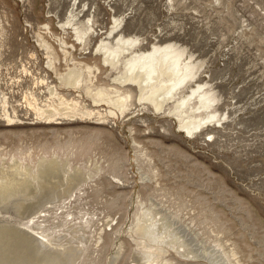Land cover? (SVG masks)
<instances>
[{"label": "rangeland", "instance_id": "obj_1", "mask_svg": "<svg viewBox=\"0 0 264 264\" xmlns=\"http://www.w3.org/2000/svg\"><path fill=\"white\" fill-rule=\"evenodd\" d=\"M70 12L76 15L71 24L65 23ZM90 23L95 32L85 42L78 40L73 27L89 32ZM120 35L137 37L135 50L172 43L183 50V57L191 56L194 77L185 81L180 95L204 83L215 96L210 108L220 120L190 135L176 116L139 101L134 84L128 108L117 116L105 113V102L96 104L82 89L60 84L40 42L48 41L62 59L64 40L70 56L92 64L99 63L94 51L100 40L114 44ZM64 67L63 61L58 63V72ZM95 74L94 86L114 84V71L100 69ZM47 84H56L66 99L77 98L82 109L90 108L94 114L87 119L59 118L51 124L40 120L24 95L33 94L39 104L45 103ZM0 88L24 121L9 126L0 119V160L21 157V163L34 164L42 152L56 154L59 157L51 159H64L79 175L71 187L66 182L69 189L59 188L60 196L44 199L38 211H56L69 193L74 196L75 188L86 190L81 200L75 191L79 217L85 211L96 213L99 224L108 217L120 218L117 233L106 230L99 257L91 256L90 239L73 264H133L136 243L127 234L130 221L157 209L177 212L182 221L192 219L191 234L211 247L220 243L214 251L225 262L264 264V0H0ZM98 112L105 118L96 119ZM87 169L96 173L94 185L82 184L80 175ZM11 209L16 222L27 220L23 212ZM79 221L51 230L80 237L83 228L68 232ZM173 223L177 228L176 219ZM169 251L165 257L172 264H214Z\"/></svg>", "mask_w": 264, "mask_h": 264}, {"label": "bare ground", "instance_id": "obj_2", "mask_svg": "<svg viewBox=\"0 0 264 264\" xmlns=\"http://www.w3.org/2000/svg\"><path fill=\"white\" fill-rule=\"evenodd\" d=\"M75 15V13L70 12L65 23L71 24ZM92 24L90 23L87 27L90 33L79 26L73 27L78 40L85 42L89 35L95 32ZM138 40L137 37L120 35L112 44L101 39L94 51V55H98L100 58L99 63L94 62L92 64L75 60L74 56H70L69 51L65 49L66 42L64 40H60L62 59H60L61 56L56 55L54 49V51L52 50V45L48 41L41 39L40 42L46 49L48 65L56 73L60 84H64L65 87L82 89L91 95L96 104L105 102L108 106L105 113L114 116H117V112L123 113L130 105L133 96L131 84H134L139 101L148 102L155 109L173 114L178 119L180 128H183L190 135L194 134L204 124L220 120L215 108H210V102L215 100V96L210 89L204 87V83H198L195 88L192 87L189 92L180 95L185 86L183 85L185 81H190L194 77V64L190 59L191 56L187 59L183 57V50L172 43L152 45V49L148 51L135 50L132 48V44ZM61 61L66 65L63 68L65 71L58 72L57 64ZM82 66H85L86 72ZM100 69L108 72L114 71V84L111 87L107 84L93 85V78L97 76L95 72ZM39 81L43 83L45 79L41 78ZM47 87L48 97L45 103L39 104L37 97L32 93V97L26 93L24 95V101L33 108L36 117L40 120L51 124L54 121L55 123L60 122L59 118L67 120L87 119L94 114L90 108L82 109L77 98L66 99L64 94L57 89L56 84H47ZM192 97H195L196 100L192 101ZM10 103L7 92L0 88V119L7 121L6 125L9 126L23 123L24 121L17 116L14 103ZM10 105L12 106L11 110ZM98 115L96 119L105 118L100 112ZM41 154L38 157V159L41 157L39 163L37 161L34 164L31 162L21 163V157L11 159L9 162L0 160V209L3 210L2 208L6 207L3 210L6 214L2 211L3 213L0 215V264H67V262L73 264L75 259L82 254L85 243L89 242L90 244V239L93 241V246H91V253H89L96 259L105 247L104 234L106 230L114 229L117 233L118 230L115 229L118 227L116 224L120 218L108 217L99 224L100 217L96 213L85 211L79 217L80 210L73 201L78 197V200L84 199L86 195L83 196V194H86L84 193L86 190L82 189L83 192L80 189L78 192L75 188L74 190L78 192L79 196L75 194V191L74 196L71 193L67 194L68 196L65 194L67 197L63 194L61 196L66 197V201L63 202L67 205L63 206V203L59 209H56L58 205L54 212H49L50 209L48 210V208H43L44 212L38 211V206L42 207L41 204L44 203V199L58 194L59 188L64 186L66 182L70 184L68 187H71L78 178L76 176L78 172L72 173L70 160H66L70 163L66 165L63 158L64 162L62 160L60 162L58 159H51L52 155L48 156L45 152ZM55 155L53 154V156ZM100 165L102 168L101 163ZM77 169L78 167L75 166L74 170ZM95 175L96 173H90L89 169L85 170L80 175L82 184L88 182L86 184L94 185L96 182ZM66 186L64 187L67 188ZM66 191L68 193L69 190ZM80 192H83L82 195ZM20 194L22 197H19ZM55 199L57 200V198ZM48 200L51 201L50 198ZM53 201L55 202V200ZM11 206L16 212L20 210V215L23 212L24 215L22 216L27 220L24 222L22 218L23 222H19V219L16 222L17 219H14V211ZM31 207H37V211L31 210ZM63 207L67 209L65 210ZM3 214L5 215L3 216ZM145 215L147 216L144 218H140V214L139 217L134 216L128 228L130 232H127L136 243L134 253L131 256L132 260L130 259L133 264H172L171 258L165 257L170 249L177 252L182 258L193 261L203 258L213 261L214 264H231L230 261L225 262L222 258L217 257L214 250L219 245L221 246L220 243H217L216 247H214L215 245L211 247L210 243L205 244L201 236L198 238L195 234H191L190 228L194 229L192 219L189 222L182 221L181 217L183 216L177 212L166 213L159 209L157 211L147 210ZM60 218L63 220L61 224H58ZM174 219L177 220V228L173 223ZM76 220H80L78 225L68 228V232L74 228H83L86 231L80 237L77 236L79 233L70 235L51 230L57 227L63 229L69 226L70 222ZM133 224L135 228H133ZM195 228L197 227L195 226ZM121 244H119V248ZM118 252L115 256L118 255ZM209 254L211 255L209 256ZM112 260L114 263L115 259ZM91 264H96V262L92 261Z\"/></svg>", "mask_w": 264, "mask_h": 264}]
</instances>
